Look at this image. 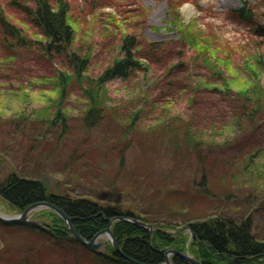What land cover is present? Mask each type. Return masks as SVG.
<instances>
[{
	"label": "rangeland",
	"instance_id": "rangeland-1",
	"mask_svg": "<svg viewBox=\"0 0 264 264\" xmlns=\"http://www.w3.org/2000/svg\"><path fill=\"white\" fill-rule=\"evenodd\" d=\"M14 1L20 2L0 0V16L21 29L20 37L27 42L25 48H15L11 54L4 45L0 25V181L14 173H39L53 193L70 192L75 196L90 193L91 188L105 194L111 187L110 198L115 200L111 204L149 211V217L153 214L176 224L182 223L178 220L184 214L215 215L218 201L226 211L225 217L241 221L252 214V233L264 240V102L260 111H255L258 119L253 124L247 125L238 118L244 105L247 110L256 107V101L248 100V96L264 95V23L248 25L234 13L246 1L257 7L259 0H52L55 5L67 3L69 24L74 31L72 51L83 58L88 56V69L80 78L69 71L62 59L42 54L39 42L44 41L43 36ZM175 9L179 10L181 21L176 20ZM261 10L255 8L254 13ZM130 35L139 40L138 56L144 69L126 81H112L100 91L104 105L111 111L104 120L110 132L104 147L117 146L126 152L127 165L122 173L115 171L116 180L106 170L108 151L99 159L89 146H78L79 153L86 150L81 159L88 155L91 159V167L79 172L64 167L73 146L63 147L53 140L52 146L42 142L40 149L30 151V144L19 133H8V127L17 125L21 118L35 119L45 114L52 101L62 102L66 112L77 117L88 103L83 77L97 78L123 58L122 41ZM152 42L159 43L160 48L150 57L148 45ZM61 78L67 79L66 87ZM64 87L65 96L61 99ZM139 110L145 113L134 124L135 132L141 136L145 130L153 129L157 137L150 144L156 145V154L141 149L136 140L127 148L115 144L116 135L120 134L116 133L117 124L125 131L130 112ZM71 132L73 137L81 134L78 129ZM185 138L193 142L186 144ZM196 140L200 150H212L214 154L208 155L213 162L206 167V187L216 194L210 200L209 196L201 200L189 195V190L197 189L193 186L202 179ZM244 141L248 147H242ZM44 148L48 152L54 150L48 160L43 157L42 153L47 152ZM240 150L242 154L237 155ZM188 152L190 157L186 158ZM112 160L115 163V158ZM79 167L81 164L76 169ZM206 187H202V195L207 194ZM159 188L164 191L161 198L156 193ZM166 200L176 216L161 210V203ZM187 201L193 204L188 209L178 206ZM52 213L39 209L31 213V218L44 221L49 228L54 225ZM0 214L19 212L0 198ZM185 227L188 226L180 229ZM180 229L178 233H189ZM100 240L105 241L106 237ZM190 243L183 252L188 250L193 255ZM0 264L110 262L97 258L70 238L57 241L28 228L0 224Z\"/></svg>",
	"mask_w": 264,
	"mask_h": 264
},
{
	"label": "trees",
	"instance_id": "trees-1",
	"mask_svg": "<svg viewBox=\"0 0 264 264\" xmlns=\"http://www.w3.org/2000/svg\"><path fill=\"white\" fill-rule=\"evenodd\" d=\"M19 1L20 2L14 1V5L27 15L28 20L43 36L44 43L42 41L39 42L40 45L43 46L41 49L42 54L51 59H62L63 61L61 62L65 64L69 71L73 72V74L77 75L79 78L82 74H85L89 66L87 59L88 56L83 58L78 52L72 51L74 31L69 24V7L67 3L59 2L55 5L52 3V0ZM28 3L33 4V6L30 7ZM258 3L257 7H254V5H251L246 1L244 6L239 10L234 11V13H236V16L241 21L248 25L262 24V22L264 23V0H259ZM255 8H262V10L256 15L254 13ZM173 14L176 15V20L181 21L178 9H175ZM0 25L2 27L3 36L5 37V40H3L4 45L9 51H11V54L15 51V48H25L27 40L25 37H20L21 29L9 25L2 16H0ZM35 42L38 43V41ZM184 44L185 42L181 39V45L183 46ZM139 45L137 37L133 35L125 37L121 45L123 58L116 60L105 68L102 74L97 78L86 77L83 75V78L85 79L84 81L87 84L86 86L88 87L85 89L88 103L80 110L77 117L67 113L63 108L62 102L58 103L57 101H52L49 104L50 107L47 110L45 109V112L47 114L49 112L50 115L45 113L43 115L40 114L41 116L36 117L35 119L29 117V119L21 118L17 125L14 123L12 127H8V133H19L21 137L26 139L30 144V151L35 148L40 149L41 144H43L42 142L51 145L53 144L51 143L53 140L60 145L62 144V146H73L74 150H71L69 158H67V161L64 163V167L74 168V170H78L79 172L82 170L81 168L91 166L88 162L90 156L88 155L81 159V157L85 155L84 152L86 150L79 153L77 150L78 146H89L92 153L100 156L99 159L104 158V155H106L108 151L111 156L109 155L107 157L109 163L106 166V170L109 173L112 172V178L114 177L112 180H116L115 171L116 173H122L127 165L126 152H122L124 149L120 150L121 147L118 148L117 146H110L106 149L104 147V145L107 144L104 142L110 140V132H107L108 129L105 128L104 120L106 115H109L111 111L104 105L102 97L104 94L100 93V91L106 84L115 80L126 81L135 73L144 69V64L138 56L141 51ZM159 46V43H149L148 49L152 52L150 57L160 48ZM174 68L176 69L175 65H173V69ZM61 81L66 87L65 82L67 79L61 78ZM65 87L62 89L61 99H64ZM263 98L264 95L261 97L248 96V100L256 101V105L253 104V106L255 105L256 107L255 109L252 108L247 110L244 108V105V111L238 115L239 120L241 122L245 120L247 125L253 124L255 119H258L257 115H255V111L258 112L262 108L264 102ZM248 100L247 102H249ZM257 102L261 104H258ZM249 103L252 104L251 102ZM143 112L144 111L142 110L130 112V120L126 123L127 127H125V131L122 130V126L118 123L116 133L119 132L120 134L116 135L117 140L114 141H116L115 144H119L120 146L124 144L127 148L130 146L129 144H132L133 140H136L140 144L141 149H147V152L153 151L154 154H156V145L154 146V144H150V142L157 137V134L152 131L153 129L149 131L145 130L141 136L140 134H137L138 131L135 132L134 129V124L139 120ZM22 119L23 121H21ZM74 121H76L75 125H73ZM77 129L80 130L81 134H78L75 138L71 136V131H77ZM185 142L186 144L187 142L192 143L193 140L185 138ZM247 142L249 143V141ZM198 144L199 142L196 140L195 150L196 152L198 151L197 162L201 167H199V169L203 170L201 173L202 179L200 180L199 185H195L197 181H194L195 186L193 187L198 188L190 189L189 195L192 198L197 197L201 200L204 198L207 199L206 196H209V199L207 200H210L213 195L216 194L208 191L209 189L206 187V180L208 179L206 167H209L208 165L213 162L210 161L211 159L208 158V155L210 156L211 154H214L212 153V150H207V152L202 149L200 150ZM246 145L247 147L249 146L245 142V145L242 147H245ZM55 147L57 148V146ZM44 150L47 151L42 153L45 160H48V157L50 158V156L54 155L52 154V152L54 153V150L52 151V149H50L51 151L49 152L45 148ZM221 150L222 149H219V151ZM251 153H253V151H251ZM189 154V152L186 154V158L190 157ZM239 154H242L241 150L238 151L237 155ZM112 157L113 159L115 158V163L113 164ZM40 162L42 161H39V163ZM214 162L216 163L218 161ZM199 163H202L203 165H200ZM78 164H81V167L76 169ZM59 171L62 173V170ZM37 174L25 175L24 173L22 176H19L14 173L8 175L3 181H0V198L8 203L12 210H16L19 213L33 203L39 201L51 202L71 217L76 230L87 239H91L99 231L105 229L109 224V220L116 216L138 217L145 222L153 223L161 230L166 231L150 232V230L144 227L129 222L115 221L111 227L115 238L122 247L123 252L136 261L145 264H162L165 262L164 248H176L185 251L186 244L188 241H191L189 247L190 252L205 264H261L264 262V240H261L258 236L252 233V225L249 222L252 214L241 221L237 220L236 217H225L224 213L226 211L224 208H220L221 203L217 201L216 203L219 207L218 205L214 206L216 211L215 215L211 216L208 215V213H205V215L202 216H200V214L194 216L191 214V216H189V214H184L181 216V220H178L183 224H176L175 222H172L171 219V221H164L153 214L149 217V211L142 212L138 209H130L128 207L126 208L124 206L111 204L115 202V200L110 198L113 194L111 187L105 194L98 193L95 188H91L90 193L87 192L86 194L78 196L72 195L70 192L53 193L48 187L46 181L41 179V175L39 174L38 176ZM130 176H132V173H130ZM164 184L167 183H163V185ZM169 185L171 184L167 185L168 188ZM203 186H205V189L208 191L206 192V195H202V193H204L202 190ZM183 192L185 193V191ZM156 193L158 194V198H161L164 191L159 188L156 189ZM161 204V210H169V212L166 213H168V215L170 213V216L172 217L174 214L171 212L175 209L172 210L169 205L167 207V200L163 201ZM192 205L191 202L188 203L187 201V204L181 202L178 206L183 207L182 209H188V207ZM139 212H142L143 214ZM52 214L54 216V225L50 224L48 230H43L29 223L3 224L0 222V224L7 227L16 226L19 228H28L40 234L48 235L57 241H66L70 238L75 244L81 245L70 237V232L64 221L56 213L53 212ZM184 226H188L191 232L188 231L189 233H186L181 231L178 233V230ZM85 250L96 255L97 258H103L104 260L109 261L110 264H137L125 259L112 247V245H109L108 253L103 255L89 251L86 248ZM171 264L188 263L179 256H172Z\"/></svg>",
	"mask_w": 264,
	"mask_h": 264
},
{
	"label": "water",
	"instance_id": "water-1",
	"mask_svg": "<svg viewBox=\"0 0 264 264\" xmlns=\"http://www.w3.org/2000/svg\"><path fill=\"white\" fill-rule=\"evenodd\" d=\"M39 209H49L53 212H55L65 223L66 227L68 228V231L70 232V237L79 242L83 247L88 249L89 251H92L94 253H98L100 255L105 254L109 249V243L112 245V247L120 253L125 259L137 263V264H145L139 261H136L129 256H127L123 250L122 247L119 245L117 239L114 236V233L112 231V224L115 221H125L132 224H135L137 226L144 227L150 232L153 231H163L159 227H157L154 224L147 223L141 219L135 218V217H125V216H116L109 220L108 226L99 231L97 234H95L91 239H87L83 237L74 227L72 223L71 217H69L61 208L56 206L55 204L47 201H39L36 203H33L29 205L24 211H22L19 214L14 215H4L0 214V222L3 224H15V223H29L33 224L43 230H48L47 226L45 225L44 221H40L37 219L31 218V213L33 211L39 210ZM185 230H190L188 227L184 228ZM180 229V230H184ZM166 232V231H163ZM168 233V232H167ZM102 237H106L105 241H101L100 239ZM164 255H165V262L162 264H171V256H179L183 260H185L188 264H205L201 262L199 259L195 258L193 255H191L188 250L186 252H183L176 248H164ZM264 264V262L262 263Z\"/></svg>",
	"mask_w": 264,
	"mask_h": 264
},
{
	"label": "bare ground",
	"instance_id": "bare-ground-1",
	"mask_svg": "<svg viewBox=\"0 0 264 264\" xmlns=\"http://www.w3.org/2000/svg\"><path fill=\"white\" fill-rule=\"evenodd\" d=\"M186 228V227H185ZM189 228V227H188ZM190 229V228H189ZM187 231H189V232H191L190 230H187ZM262 264V263H261Z\"/></svg>",
	"mask_w": 264,
	"mask_h": 264
}]
</instances>
